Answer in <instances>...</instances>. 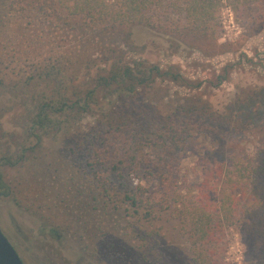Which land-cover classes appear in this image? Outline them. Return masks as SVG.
Returning a JSON list of instances; mask_svg holds the SVG:
<instances>
[{
	"label": "trees",
	"instance_id": "trees-1",
	"mask_svg": "<svg viewBox=\"0 0 264 264\" xmlns=\"http://www.w3.org/2000/svg\"><path fill=\"white\" fill-rule=\"evenodd\" d=\"M220 1L0 0V91L9 107L14 104L8 111L18 112L21 134L17 153L0 158V196L12 193L5 169L42 164L43 198L68 205L80 232L116 216L135 219L125 227L135 231L136 224L154 220L163 210L161 200L166 208L176 202L174 172L189 142L201 137L225 142L245 131L264 134L250 111L241 112L238 122L224 121L198 95L170 100L163 84L192 92L201 84L186 80L173 66L146 59L147 46L135 34L145 28L170 46L178 40L188 47L194 37L203 43L209 33L216 34ZM236 1V7H264V0ZM225 80L226 75L217 77L216 86ZM86 118L93 124L83 125ZM260 141L231 174L218 166V177L224 174L219 182L231 188L221 191L215 209L201 207L192 214L190 227L199 242L212 241L222 224L237 221L264 240ZM79 239L85 251L96 253Z\"/></svg>",
	"mask_w": 264,
	"mask_h": 264
},
{
	"label": "rangeland",
	"instance_id": "rangeland-1",
	"mask_svg": "<svg viewBox=\"0 0 264 264\" xmlns=\"http://www.w3.org/2000/svg\"><path fill=\"white\" fill-rule=\"evenodd\" d=\"M236 2L220 1L216 34L209 33L203 43L194 37L188 39V47L178 40L170 46L164 36L145 28H136L135 34L147 46L143 55L146 59L163 68L173 66L186 80L201 84L193 92L185 86L163 84L170 100L182 101L195 94L211 106L219 120L238 122L243 118L241 112L250 111L255 124L261 126L264 125V7L255 3L236 7ZM224 75L226 80L216 86L217 77ZM9 106V100L0 91V158L17 153L21 135L17 128L18 112L16 108L8 111L14 104ZM251 110L255 112L253 115ZM91 124L92 118L83 121V125ZM260 140L264 142V134L259 137L245 131L225 142L206 141L203 137L189 142L174 172L172 190L176 202L166 208L167 203L155 197L161 200L159 208L163 210L152 221H142L140 226L135 223V231L125 229L127 222L135 219L125 221L116 216L80 232L73 226L68 205L62 202L55 206L43 198L42 164L36 169H29L32 162L23 169L7 168L3 174L12 193L0 196V229L24 264H264V240L241 222L222 224L214 239L205 243L198 241L190 227L195 211L201 207L207 211L215 209L221 191L228 192L231 188L219 182L224 174L218 177V166L231 174L236 163L253 156ZM155 188L149 186L152 191ZM39 205L45 207L40 213ZM74 233H78L76 239L80 241L82 237L96 253L85 251L84 245L72 237Z\"/></svg>",
	"mask_w": 264,
	"mask_h": 264
},
{
	"label": "water",
	"instance_id": "water-1",
	"mask_svg": "<svg viewBox=\"0 0 264 264\" xmlns=\"http://www.w3.org/2000/svg\"><path fill=\"white\" fill-rule=\"evenodd\" d=\"M0 264H24L0 229Z\"/></svg>",
	"mask_w": 264,
	"mask_h": 264
},
{
	"label": "flooded vegetation",
	"instance_id": "flooded-vegetation-1",
	"mask_svg": "<svg viewBox=\"0 0 264 264\" xmlns=\"http://www.w3.org/2000/svg\"><path fill=\"white\" fill-rule=\"evenodd\" d=\"M57 238H59L58 236H57ZM14 248V247H13Z\"/></svg>",
	"mask_w": 264,
	"mask_h": 264
}]
</instances>
